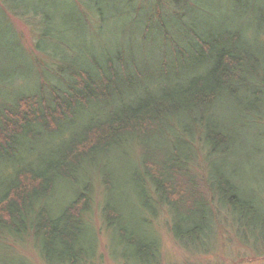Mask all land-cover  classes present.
<instances>
[{
	"label": "trees",
	"instance_id": "16d2710c",
	"mask_svg": "<svg viewBox=\"0 0 264 264\" xmlns=\"http://www.w3.org/2000/svg\"><path fill=\"white\" fill-rule=\"evenodd\" d=\"M0 8L28 24L35 51L51 59L34 72L0 11V240L32 235L48 264L93 262L95 183L114 195L120 159L130 161L122 187L134 199L105 200L102 219L125 263L160 264L153 226L163 211L174 239L195 253L210 252L206 241L227 215L242 243L247 232L249 246L264 242L256 194L226 161L247 127L264 128V0ZM60 186L71 199L57 210Z\"/></svg>",
	"mask_w": 264,
	"mask_h": 264
},
{
	"label": "rangeland",
	"instance_id": "374dc122",
	"mask_svg": "<svg viewBox=\"0 0 264 264\" xmlns=\"http://www.w3.org/2000/svg\"><path fill=\"white\" fill-rule=\"evenodd\" d=\"M0 11L2 12V10ZM84 11L86 15L87 12L86 10ZM2 14L6 25L17 35V39H20L19 46L27 55V62H32L33 71L36 72L38 70L40 72L42 64H46L47 67L51 59L49 56L47 57L44 54L39 55L35 51V33L33 29L20 18L10 14L9 11H3ZM92 15V23L95 26V14H91V17ZM6 25L1 20V26L6 27ZM5 40L7 41L6 37ZM39 83H45V80L42 78ZM225 118L231 119L233 117L231 114H227ZM263 133V127L259 129L247 127L242 133L241 142L230 148L231 155L226 160L230 164L228 170L235 169L238 172L239 183H241L246 193L255 192L256 199L254 203L261 209L255 215V220L260 223L264 220V137L260 138V134L263 135ZM243 137L246 139H243ZM129 162V160L121 161L118 159L112 163V167L117 174L114 175L117 187L114 195L104 192L103 186L99 181L95 183L94 196L96 199L94 209L89 216V223L98 239V257L93 262L91 261L90 264H127L123 260L124 253L121 251V248L119 249L116 246L112 233L106 230L102 219V206L103 202L111 200V197H114L117 202L120 198L128 199L130 197L131 200L134 199L131 190L127 186L122 187L127 182L128 175H126V172L130 168ZM69 199H71V195L68 189L60 186L51 204L57 210H60L61 206L65 205ZM127 207L131 209L129 205ZM221 221L223 224L217 229L216 238L211 237L206 241V244L210 246V252L208 254H201L202 252L196 251L195 253L174 239L168 226L169 222H172V219L169 218L166 211L161 212L159 217L154 221L153 226L160 241V264H264V242H259V245L256 247L249 246L248 243H253L255 237H251L253 236L252 233L247 232L245 234L246 238L243 239L247 243H242L236 237L237 231L233 216L227 215L225 218L222 217ZM247 222L248 218L246 219V224ZM240 230L242 231L243 229ZM36 240L39 241L32 235L22 238L8 236L0 240V264H48L41 257L39 244ZM114 252L118 257L114 255Z\"/></svg>",
	"mask_w": 264,
	"mask_h": 264
}]
</instances>
